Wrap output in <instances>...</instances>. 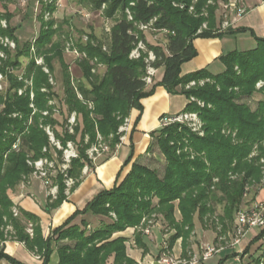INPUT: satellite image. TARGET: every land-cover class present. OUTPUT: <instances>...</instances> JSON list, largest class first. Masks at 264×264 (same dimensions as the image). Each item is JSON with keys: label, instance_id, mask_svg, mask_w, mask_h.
I'll list each match as a JSON object with an SVG mask.
<instances>
[{"label": "trees", "instance_id": "16d2710c", "mask_svg": "<svg viewBox=\"0 0 264 264\" xmlns=\"http://www.w3.org/2000/svg\"><path fill=\"white\" fill-rule=\"evenodd\" d=\"M225 1L93 0L98 11L103 4L106 5L104 17L115 21L107 45L93 34L89 35L86 43L75 44L86 55L76 62L83 79L90 81L91 87L90 90H84L82 86L79 89L94 103L93 111L78 100L61 48L57 45L46 48L52 44L56 32L54 23H49L48 29H41L35 43L45 54V63L50 72L54 71L52 62L56 57L61 63L64 88V98L61 100L68 107V113L75 112L78 117L74 134H69L68 127L60 125L53 109L45 103L46 95L39 93L42 86L50 88L49 75L31 61V45L21 44L17 39L16 32L20 25H11L12 16L0 13V37H9L17 44L16 61L8 60L3 67L0 66V73L5 74L4 68L7 66L22 65L20 58L30 59L27 76L34 77L37 102L42 103L37 105L39 114L31 117L28 96L18 97L15 93L14 104L5 108L0 119V264H23L7 255L2 246L8 240L4 232L8 227L12 229L9 235L12 241L24 243L31 253L42 258V264H52L56 243H59L57 264H106L111 257L114 264H138L127 254V239L114 238V235L129 228H141L143 219L156 211L174 232L168 238L169 250L179 239H182L183 248L186 249L187 241L195 230L196 219L204 223L206 215L213 212L218 203L224 205L221 220L223 231L230 230L235 234L236 216L246 189L256 190L254 183L262 178L260 158L264 157V152L259 151V156L251 155L255 146L264 139V85L260 90L256 88L259 81L264 83V38L255 37L256 47L252 50L232 51L220 57L221 73L216 74L206 68L187 76L181 75L182 65L197 56L194 40L221 38L245 31L240 28L220 32L216 15L220 2ZM46 9L55 12L54 6L43 8V12ZM127 10L132 14V21L128 19ZM4 19L9 24L7 29L1 27ZM154 19L155 29L168 32L167 43L153 45L148 41L147 45L158 58L154 66L158 70L162 68L164 73L160 82L147 87L144 60H132L129 56L138 42L134 33L140 40L147 41L146 35L137 29L136 24H146ZM204 25L206 28L202 29ZM0 49L4 50L1 46ZM4 51L7 53V49ZM99 64L105 68L103 75L92 72ZM10 79L14 80L13 77ZM14 81V88L22 86ZM193 81L197 85L187 89V84ZM201 81H205L204 85L199 84ZM157 85L163 86L170 94L186 96L190 102L182 113H196L203 123V135L180 123L169 124L153 133L155 141L151 150L155 153L158 147L166 160L163 177L156 170L135 164L122 182L117 181L112 190L100 193L83 211H76L63 225L52 230L47 239L42 236L40 220L36 216L17 208L19 215L14 216L15 207L10 191L33 173L28 160H38L44 156L52 160L56 155V163L63 162V150L52 146V154L43 153L45 147L50 151V141L40 126L50 127L63 148H66L67 142H75L80 136L79 158L73 160L68 170V177L76 180L71 190L73 192L82 179L84 167L95 168L87 159L86 152L95 143L97 133L114 151L120 144L119 128L131 110L142 111L141 101L150 97ZM256 95L261 98L255 110L248 104L240 103L243 97L253 98ZM200 102L204 103L203 107L199 105ZM46 111L48 114L44 117L42 113ZM14 114L18 117L13 118ZM31 118L32 125L28 127ZM58 127L62 129V134ZM18 140L19 151H14L11 147ZM56 174L52 179L59 191L50 204L52 209L67 200L64 176ZM178 211L179 220L176 216ZM79 217L82 220L76 224L75 220ZM90 217L98 218L96 228L91 227ZM30 225L33 237L26 231ZM227 226L232 228L227 229ZM263 237L264 229L253 239L245 254L252 252L256 243H261V247ZM141 239L140 233L136 236V244L145 254L146 246ZM237 256L235 253L225 257L219 264H226L228 259ZM260 259H254V263L258 264Z\"/></svg>", "mask_w": 264, "mask_h": 264}, {"label": "crops", "instance_id": "0c3cea01", "mask_svg": "<svg viewBox=\"0 0 264 264\" xmlns=\"http://www.w3.org/2000/svg\"><path fill=\"white\" fill-rule=\"evenodd\" d=\"M227 10L229 12L225 14L221 24L217 25L220 32L225 33L229 29L237 31L240 28L245 31L234 35H224L221 38H198L194 40L193 45L197 51V56L182 65V76L206 68L212 70V72L214 68H220L218 66L220 65L218 63L220 57L233 51L230 50L232 49L230 45L232 39H243L252 45H256L255 37L264 38V0H239L237 8L231 7ZM163 73L164 70L159 69L153 83L147 87L160 82ZM189 102L186 96L170 94L163 86L157 85L153 94L141 101L142 111L131 110L128 117L129 128L123 135L122 144L114 151L111 150V154L94 169H91L89 173L82 174L78 187L67 195V200L58 208L52 209L50 207V204L57 198L54 199L50 195L51 186L34 177L33 174L25 177L14 190L10 191L14 207L36 216L40 220L42 236L47 239L52 230L63 225L76 211H83L100 193L112 190L117 181L122 182L135 164L145 165L148 156L154 154L151 150L155 141L153 133L161 130L168 118L181 114ZM177 214L179 220V211ZM81 220L82 217H79L75 220V223L78 224ZM90 220L98 222V218L90 217ZM199 223L201 222L196 219V227L193 233L196 234L198 240L206 239L207 231L202 233V226L198 228ZM139 229L129 228L124 232L115 234L114 238L123 237L127 239V254L138 264H160V257L158 258V256L164 248L166 249L165 242L168 244V238L174 232L170 229L163 232L164 229L159 225L151 226L150 234H141V240L147 250L143 254L144 250L136 244V236L140 234ZM212 231L216 236L212 246L216 247L218 252L210 259L202 260L201 251L198 253L197 249L194 248V255L200 259L196 264H219L222 259L235 253L238 256L234 259L239 264H255L250 263L251 261L248 262V259L261 258L260 255L253 252L245 254L253 239L261 232L260 230L256 231L255 234H252V232L247 233L246 236L240 239L239 244H236V239H234L230 245L225 247L220 244L221 239L223 240L224 237H221L217 230L212 229ZM206 243H208L206 245H210L208 241ZM177 244L180 247L179 253L176 254L175 247ZM2 246L7 255L23 264L43 263L42 258L31 253L24 243L12 241L9 238ZM187 251L188 249L183 248L182 239H179L170 250L173 256L179 259L187 258ZM230 259L227 260L226 264ZM53 260H55L54 264H57V256ZM2 264L8 263L2 262Z\"/></svg>", "mask_w": 264, "mask_h": 264}, {"label": "rangeland", "instance_id": "374dc122", "mask_svg": "<svg viewBox=\"0 0 264 264\" xmlns=\"http://www.w3.org/2000/svg\"><path fill=\"white\" fill-rule=\"evenodd\" d=\"M196 1V0H195ZM230 0L225 1V3L220 2L219 4V9L217 11V22L220 25L222 20L224 19L225 14L229 12V10L225 9V4H228ZM48 6H54L55 7V12L52 13L48 9L43 12V8H47ZM104 6V4H103ZM102 6V8H103ZM106 9V8H105ZM0 13H4L6 15L10 14L11 21L9 22L13 26H19L17 32H16V37L19 40L21 44L29 43L30 46V59L31 61H34L36 65L44 71L47 75H49V85L50 88H47L46 86H42L39 89L40 94H45L46 95V100L45 103L47 102V106L51 107L53 109V112L55 114V118L57 121L60 123L61 126L68 127L69 126V121L70 117L75 116L76 122L73 126V132L70 130L68 131L69 134H74V129L76 126H78V117L75 112L69 114L68 113V107L63 104L62 100L64 98V88L62 85V78H63V68L61 66V63L57 59V57L54 59L53 65H54V71L50 72V69L47 67L45 63V54L39 50L37 47L36 43L33 45L35 40L39 37L41 29H48V24L53 22L54 27L53 29L56 31L53 39H52V44H50L47 47H59L61 48V51L64 53L65 61L69 66V73L72 74V77H74V81L71 78V84L72 87L74 88L78 100L85 105L89 110L93 111L94 110V103H92L91 100H88L82 93V91L79 89L80 86L83 87L84 90H90V81H87L83 79L82 73L77 66V62L74 61L75 57L73 54H71V51H74L76 49L79 53L84 54L76 48L75 44L82 42L86 43L89 40V35L93 34L96 39L103 41L106 45L109 42V35L111 28L115 25V21L112 19H106L103 15L102 9L101 10H96L94 7L93 0H27L25 4H23L20 0H0ZM49 14V15H48ZM7 20L4 19V21H1V27L3 29H7L8 27ZM205 26V25H204ZM204 29V27L202 28ZM166 33H161L158 30L157 31H152L149 33H146V39L149 41L150 44L153 45H165L167 43ZM249 37V36H248ZM9 41V42H7ZM8 45V46H7ZM14 45L15 47H13ZM231 51H238V52H243V51H248L252 50L256 47L255 44H250L247 41H244L243 39H232L231 40ZM0 46L5 49H7V53L0 49V52L2 53V57H0V66H4L5 63L9 60L16 61L17 55H16V42L12 40L9 37H0ZM34 47V49H33ZM33 49V50H32ZM54 54V53H53ZM83 57H80L79 60H81ZM30 59L26 58H20L19 62L22 65H19L17 67H9L7 66L4 68L5 74L0 73V75L3 76V79L0 80V119L2 116L3 111L8 105L14 104V95L15 93L17 94L18 97H27L29 99V108L32 110L31 117H33L35 114H39V109L37 105H42V103L37 102V95H36V89H35V84L34 80L32 78H28L27 76V65L30 61ZM42 60L41 65L37 64V61ZM220 68H214L213 72L215 71L216 74L221 73L223 71V67L218 65ZM47 70V71H46ZM105 71V68L100 69L99 74L103 75ZM187 76V75H185ZM10 77H13L16 82L21 83L22 86L20 88H14L15 81H11ZM261 84V85H260ZM260 85V86H259ZM264 83L259 81L257 84L256 88L257 90H260L263 87ZM261 98V96L256 95L253 98H248V97H243L240 101V103L248 104L253 110L258 108V100ZM62 99V100H61ZM201 107L204 106V103H199ZM46 112H43L42 115L45 117ZM184 114V113H181ZM179 114L178 117H181L182 115ZM196 114V113H195ZM94 117V115H92ZM91 116V117H92ZM177 116V115H176ZM198 116V115H197ZM18 117L17 114L13 115V118ZM174 117V116H172ZM81 117L79 118V120ZM180 123V122H176ZM192 122L184 121L181 122L180 124L185 125L192 129L194 132L199 133L200 135H203L201 133L203 123L201 119L197 118V122L195 127L191 125ZM195 124V122H193ZM28 127L32 125V118L29 119L28 121ZM43 128L48 135L49 132H47L48 127L44 128L43 126H40ZM196 130H194L193 128ZM59 133H63L62 129L58 127ZM51 131V130H50ZM52 132V131H51ZM118 134L120 135L119 131ZM98 135V133H97ZM100 136V135H98ZM50 144L48 147H50V151L45 147L43 149V153H53L52 146L53 143L50 140ZM77 140L73 143V146L78 153V158H79V149L80 145L78 143L80 142V136H77ZM56 140V139H55ZM88 141V137L86 138V142ZM68 143V142H67ZM258 151H263L264 152V139L262 142L258 143L256 146ZM255 149V148H254ZM59 150V149H58ZM254 151V150H253ZM54 159H56V155H53ZM43 158H46L44 156ZM52 159L55 163L56 161ZM77 159V158H75ZM73 159V160H75ZM69 164L70 167L72 165V162ZM28 163V162H27ZM29 165V164H28ZM30 166V165H29ZM148 168H151L152 170H156L159 174L160 177H163L164 171L166 168V160L164 156L161 154L160 150L158 147L155 149V153L152 155H149L145 165ZM31 167V166H30ZM69 167V169H70ZM32 168V167H31ZM33 169V168H32ZM68 169V170H69ZM67 170V173H68ZM262 171V168H261ZM63 175V174H62ZM256 185V190H252L249 193V196L245 197L243 200V203L241 205L240 210H245L248 207H250L253 202L255 201H260L264 200V189L260 185V181H257L254 183ZM257 196V197H256ZM224 205L218 203L215 206V210L213 212H210L208 215L205 217V222L204 223H199L198 228L202 226V233L206 232V239L202 238L201 240H198L196 238V234L192 233V236L189 238L187 241V247L188 253L187 258H177L173 256V253L170 252L169 249H167V242H165L166 249L164 248L161 253L159 254L158 258L162 257L164 254L172 258L176 261H180L181 264H184L185 262L191 263L197 256L194 255V248L197 249L198 253L201 251V254L203 255L204 252V247L206 244V241L209 242V244L212 246L215 241V233L213 230L214 226L217 227V231L221 237H224L223 240L221 239L220 244L222 247L230 245L234 239H236L235 235L233 232H230V230L224 232L223 231V223H221V220L223 218L224 214ZM177 217L179 215L177 214ZM142 221L143 226L139 229L140 233L143 234L145 233L146 229H149L151 226L154 227L156 225H159L162 227L164 230L163 232L169 230L167 223L162 219L161 215L159 212H154L151 215L146 216ZM151 222V224H150ZM91 227L96 228L97 225H99V222L90 220ZM219 227V230H218ZM232 228V226H227L228 228ZM234 227V226H233ZM211 229V231H209ZM5 237L6 239H9V235L12 232L11 229L6 228L5 229ZM89 232V231H88ZM256 233V230L252 232V234ZM212 238V239H211ZM211 240V241H210ZM67 243V242H64ZM260 245L261 243H256L252 247V252L255 254L261 255L262 252L260 250ZM59 243H56L54 245L55 249V254L54 257L57 256V250H58ZM179 245L177 244L175 247V253H179ZM159 258V260H160ZM263 258V257H262ZM54 259V258H53ZM197 259H199L197 257ZM250 259V260H249ZM248 262L254 263V259L249 258ZM261 260V259H260ZM54 261L52 264H54ZM106 264H114V259H108ZM228 264H239L238 262L235 261L234 258H231L228 262ZM256 264V263H255Z\"/></svg>", "mask_w": 264, "mask_h": 264}, {"label": "built area", "instance_id": "2783aa9c", "mask_svg": "<svg viewBox=\"0 0 264 264\" xmlns=\"http://www.w3.org/2000/svg\"><path fill=\"white\" fill-rule=\"evenodd\" d=\"M23 4H25L27 2V0H20ZM238 3L239 0H230L228 4H225V9H230L231 7H238ZM134 5V4H132ZM106 5L103 6L102 8V12L105 10ZM183 8V7H181ZM193 8L190 9V11H192ZM127 15H128V19L130 21L133 20L132 18V14L129 10L126 11ZM49 15V14H48ZM156 19L152 20L149 23L146 24H136L137 29L144 33L146 35V33L152 32V31H157L158 29L154 28V23H155ZM204 28H206V25L204 26ZM161 33H166L168 34L167 31L165 30H158ZM201 32V31H200ZM131 33V32H130ZM134 35L136 36V39L138 40V42L136 43L134 49L131 51L130 53V59L132 60H140L143 59L146 65V76H145V81L148 85L152 84L157 73L159 72L158 68H156L154 66V64L157 62L158 58L156 56V54L149 49L148 47V40L147 41H143L139 39V36L137 35V33H134ZM9 42V41H7ZM35 44V42L33 43V45ZM8 46V45H7ZM13 47H15L14 45H12ZM34 49V47H33ZM32 49V50H33ZM106 49V48H104ZM71 54L74 55L75 59L74 61L79 60L80 57L85 58L86 55L85 54H81L79 53L76 49H74V51L70 52ZM0 57H2V53L0 52ZM94 63H96V60L94 61ZM38 65L43 64L42 60L37 61ZM104 68L102 65H97L92 72L94 74L99 73L100 69ZM47 71V70H46ZM73 81H74V77H72ZM3 79V76L0 75V80ZM205 81H201L199 82L200 85H204ZM197 85V82L193 81L189 84H187V89H190L192 87H195ZM261 85V84H260ZM259 85V86H260ZM1 89V86H0ZM192 99V98H191ZM194 100V99H192ZM46 115L48 114L45 113ZM181 117H178L174 115V117H170L168 118L165 123L164 126H167L169 124L172 123H176V122H184L186 121H190L192 122L191 125L193 127H195L196 122H197V114L195 113H184L181 114ZM70 121H69V126L68 129L73 132V126L76 122V118L75 116L70 117ZM195 122V124L193 123ZM192 127V128H193ZM47 128V127H46ZM129 128V120L128 118L125 120V122L123 123V125L119 128V133H120V138H119V143L117 144L116 148L119 147L123 140H124V133H126L128 131ZM194 130H196L195 128H193ZM50 127H48L47 132L48 135L50 136V140L53 143V145H55V147L59 150H63V162L61 164H57L55 163L53 160H49L48 158H40L38 160H32L29 159L28 160V164L33 168V176L36 178H39L41 180H43L46 184L51 186L50 189V195L52 196V198H56L58 195V191L59 188L58 185H56V183L53 181V177H55L57 174L56 173H61L64 176V181H65V186H66V190L65 193L66 195H69L72 188L74 187L76 180H74L71 177H68V173L67 170L70 167V163L73 159L78 158V153L76 152L73 143L72 142H68L66 145V148H63L60 141L55 140L54 134L53 132L50 131ZM19 145H20V141L18 140L16 143H14L12 150L14 151H19ZM259 151L257 150V148L255 147L251 157L253 156H259ZM89 161L94 165V167H96L98 165V163L102 160V159H106L110 154H111V148L108 144H106L104 142V140L102 139L101 136L97 135V139L95 141V143H93L91 145V147L87 150L86 152ZM260 165L262 168V178L260 180V185L261 187L264 189V157L260 158ZM91 170V168L86 165L83 169V171L81 173L83 174H87L89 173ZM55 184V185H54ZM252 191V189L247 188L246 189V194L244 195V197L249 196V193ZM257 197V196H256ZM14 216H18L19 212L18 210L15 208L13 210ZM145 221V220H143ZM236 232H235V236H236V240L235 243L239 244L240 239L244 236H246V234L249 232H254L255 230L258 231H263L264 229V200H258L253 202V204L248 207L245 210H239L236 216ZM151 224V222H150ZM151 228V227H150ZM150 228L145 230L146 234H150ZM27 233L32 237L34 232L32 229V225H30L28 227V229L26 230ZM257 236V235H256ZM263 241V245L260 247V250L262 252V254L260 255L261 260L258 264H264V237L262 239ZM218 252V249L214 246L211 245H205L204 247V252L202 255V260H208L211 257H213L216 253ZM200 259H197V257L191 262H185L184 264H196ZM160 264H181L180 261H176L172 258H169L167 256V254L163 255L160 260H159Z\"/></svg>", "mask_w": 264, "mask_h": 264}, {"label": "water", "instance_id": "95a60500", "mask_svg": "<svg viewBox=\"0 0 264 264\" xmlns=\"http://www.w3.org/2000/svg\"><path fill=\"white\" fill-rule=\"evenodd\" d=\"M158 264V263H157Z\"/></svg>", "mask_w": 264, "mask_h": 264}]
</instances>
